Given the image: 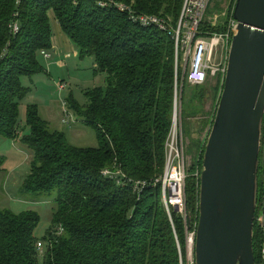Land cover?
Masks as SVG:
<instances>
[{"label": "trees", "instance_id": "obj_1", "mask_svg": "<svg viewBox=\"0 0 264 264\" xmlns=\"http://www.w3.org/2000/svg\"><path fill=\"white\" fill-rule=\"evenodd\" d=\"M117 1L138 12L166 16L174 25L184 2ZM52 16L81 57H94L95 71L106 74L105 88L86 91V106L73 99L67 102L95 130L99 142L97 147L72 144L64 131L50 128L38 106H28L26 122L31 132L21 143L34 155L23 190L31 194L56 192L53 226L40 255L36 236L40 214L0 209V264H187V231L196 237L199 220L198 156L186 179L188 230L180 213L171 208L169 215L156 180L165 167L179 87L184 121L186 89H192L187 114L195 116L199 110L194 103L202 107L209 94L206 83L192 87L187 81L189 67L185 70L182 65L181 50L176 71L175 40L170 33L132 23L127 14L102 8L93 0H0V136L19 137L20 107L28 94L21 77L42 71L38 57L53 47ZM13 21L19 26L17 33L10 28ZM216 83L219 85L220 78ZM184 128L190 135L189 125ZM195 141L199 151L202 142ZM263 146L264 123L257 212L264 194ZM204 151L198 158L200 170ZM2 164L0 159V170ZM107 169L121 170L123 179L144 181L145 185L138 192L130 184H117L104 175ZM260 244L256 224V264ZM193 254L195 259V244Z\"/></svg>", "mask_w": 264, "mask_h": 264}, {"label": "water", "instance_id": "obj_2", "mask_svg": "<svg viewBox=\"0 0 264 264\" xmlns=\"http://www.w3.org/2000/svg\"><path fill=\"white\" fill-rule=\"evenodd\" d=\"M233 18L238 25L200 174L195 264H256L253 237L264 123V0H236Z\"/></svg>", "mask_w": 264, "mask_h": 264}, {"label": "rangeland", "instance_id": "obj_3", "mask_svg": "<svg viewBox=\"0 0 264 264\" xmlns=\"http://www.w3.org/2000/svg\"><path fill=\"white\" fill-rule=\"evenodd\" d=\"M235 4L236 0H211L204 15L205 27L210 32L223 33L233 18ZM215 17H217L216 21L214 20ZM214 21L216 23L212 25L211 22ZM51 24L53 47L47 50L50 56L45 57L40 54L38 57L42 71L31 76L24 75L21 77L23 86L28 88V94L22 100L20 107L19 137L12 139L0 136V159L3 160L0 170V209L8 208L16 213L26 210L37 211L41 219L36 229V236L44 243V247V238L53 226L52 214L56 207V192L31 194L23 190V184L30 173L31 160L34 155L31 149L21 143V139L31 132L26 122L27 108L29 105L38 106L42 117L50 123V128L64 131L72 144L81 147H97L99 141L95 130L87 126L83 119L68 106L67 102L69 99H73L78 105L84 107L89 101L86 95L88 89L106 87V74L95 71L94 57H81L79 49L69 38H67V45L64 41L59 40L57 29L60 25L53 16ZM220 27H223L224 30H218ZM184 69L187 70L188 67ZM216 82L217 78L212 77L206 81L205 86L208 88L209 94L205 105L202 107L198 102L194 103L199 110L195 116L187 114L188 99L192 94V89H186L185 93L183 103L185 114L184 121L180 119L181 123H179V143L183 147L187 170L198 156L195 166L196 174L201 171L199 154L205 149L223 90V81L220 80L217 86ZM178 93V112L182 113L181 86ZM66 116L69 118V123L62 122ZM185 124L189 125L191 129L190 135H186ZM196 139H200L202 142V148L199 151H197ZM262 149L261 162L264 165V146ZM189 233L192 232L187 231V243ZM187 251V264H189L194 259L192 245L188 247L187 244Z\"/></svg>", "mask_w": 264, "mask_h": 264}, {"label": "built area", "instance_id": "obj_4", "mask_svg": "<svg viewBox=\"0 0 264 264\" xmlns=\"http://www.w3.org/2000/svg\"><path fill=\"white\" fill-rule=\"evenodd\" d=\"M102 8H109L125 13L128 15L132 23L140 25L144 28H157L158 30L168 32L175 40L176 47V60L175 68L178 71L179 67V51L182 52V65L189 67L187 71V81L191 85H201L212 78H220L225 80L228 55L231 46L234 31L238 25L234 18H231L226 32L214 33L210 32L207 28L203 29L205 24V12L211 0H184L179 20L174 25L170 18L157 15L142 13L135 10L132 5L119 2L117 0H93ZM215 17V21H216ZM212 19V17H210ZM211 22L215 25L216 22ZM12 32L17 33L19 26L16 21L10 24ZM219 52V55L217 53ZM45 57H49L47 50L41 51ZM63 88V86H60ZM177 96L174 102V120L169 138L166 144V158L163 174L156 180V183L161 185L162 201L168 211L169 215L171 208L174 210L178 208V213L183 217L188 230L189 214L187 211L186 199V179L188 170L186 167L183 147L179 143L181 123V113L178 112ZM63 123H69V118L66 116ZM107 169L104 175L117 181V184L122 186L130 184L133 186L134 191H140L144 185V181H135L130 178L123 179L124 174L121 170ZM202 171V170H201ZM201 171L196 175L200 177ZM263 182H264V165H263ZM261 233L260 244V261L259 264H264V194L259 212L256 210L255 225ZM62 230V229H61ZM189 245L192 249L195 244V233H189ZM37 249L40 255L44 254V243L37 242ZM189 264H195V259H192Z\"/></svg>", "mask_w": 264, "mask_h": 264}, {"label": "crops", "instance_id": "obj_5", "mask_svg": "<svg viewBox=\"0 0 264 264\" xmlns=\"http://www.w3.org/2000/svg\"><path fill=\"white\" fill-rule=\"evenodd\" d=\"M59 25V24H58ZM57 33H58V38L59 40H62L65 42V45H67V41H68V36L62 31L61 27L59 26V28L57 29ZM67 36V37H66ZM70 40V39H69Z\"/></svg>", "mask_w": 264, "mask_h": 264}]
</instances>
